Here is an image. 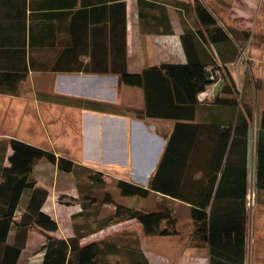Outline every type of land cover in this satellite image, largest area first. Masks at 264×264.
Listing matches in <instances>:
<instances>
[{"label": "crops", "instance_id": "crops-1", "mask_svg": "<svg viewBox=\"0 0 264 264\" xmlns=\"http://www.w3.org/2000/svg\"><path fill=\"white\" fill-rule=\"evenodd\" d=\"M194 1L0 0V114H14L8 126L17 129L30 122L16 115L33 111L45 124L46 149L148 187L174 125L188 123L181 133L186 157L170 175L179 181V191L205 204L152 191L140 198L151 200L148 210L172 212L178 234L148 236L129 219L109 224L105 236H78L80 243L122 242L106 256H120L123 264L137 259L146 264H243L245 230V264L247 258L250 264H264V50L248 36L240 46L247 29L233 26L234 39L207 6L225 0H198L227 34L221 39V32L214 31L218 40L212 42ZM184 33L207 66L223 65L220 82L212 90L207 87L210 96L187 109L185 119L147 116L143 89L119 83L115 71L124 67L140 73L163 63H186ZM240 48L250 56L234 67ZM213 96L217 100L211 101ZM154 111L173 110L159 105ZM250 192L256 202L249 224L236 215ZM194 207L207 214L208 240L193 236ZM22 209L20 205L16 219ZM41 210L48 213L46 200ZM29 232L17 264H42L38 248L23 256Z\"/></svg>", "mask_w": 264, "mask_h": 264}, {"label": "trees", "instance_id": "trees-1", "mask_svg": "<svg viewBox=\"0 0 264 264\" xmlns=\"http://www.w3.org/2000/svg\"><path fill=\"white\" fill-rule=\"evenodd\" d=\"M193 8L202 26L210 32L212 42L218 40L213 36L214 31L221 32V39L227 37L203 3L195 0ZM225 30L235 39L233 26L225 28ZM247 35L245 33L244 40L238 42L240 46L245 43ZM182 43L187 54V61L184 64L163 63L147 67L140 73H128L124 67L115 71L118 74L119 83L143 89L144 113L147 116L185 119L187 109H191L199 103L197 95L211 83L205 69L207 64L203 58L199 57L198 52L193 50V45L188 42L187 33L182 35ZM261 48L264 50V24ZM215 100L217 98L213 96L211 101ZM159 105L169 107L173 111L155 112V108ZM248 116H251L250 112H248ZM187 125L186 122H177L174 125L171 137L148 187L121 178L115 180V187L122 197L145 198L152 191L191 204L200 206L205 204L201 198L200 201L195 202L191 196L179 191V181L170 175L175 165L179 164L178 161L186 157L185 141L181 138V133L185 131ZM261 154V149H259L260 174ZM41 159L55 165L57 170L65 173H72L77 167V164L72 160L57 156L49 149L16 138H10L8 144L2 148L0 154V264H17L21 250L25 245L27 233L33 225L45 234L54 232L58 228L57 222L48 213L41 210L42 204L48 197V191L37 186L36 181L31 177L35 163ZM104 201L113 204L112 218L115 221L133 219L140 224L145 235L167 236L178 233L177 220L169 210L152 211L116 203L109 194L104 195ZM243 204L244 207L237 212L236 218L247 221L246 194L243 195ZM20 205L23 206V209L16 219L15 214ZM190 214L194 223L193 236L200 240H208L212 233L205 234L204 231L207 219L205 210L194 207L191 208ZM10 230H13L11 241L8 240ZM110 237L113 238V236ZM116 245L122 247V243L113 239L80 243L76 237L62 238L47 235L45 242L40 247L43 252L42 264H101L102 255L116 251ZM245 254L246 230L244 232L243 264H245ZM127 264H146V262L137 259Z\"/></svg>", "mask_w": 264, "mask_h": 264}, {"label": "rangeland", "instance_id": "rangeland-1", "mask_svg": "<svg viewBox=\"0 0 264 264\" xmlns=\"http://www.w3.org/2000/svg\"><path fill=\"white\" fill-rule=\"evenodd\" d=\"M207 6L223 27L245 28L247 30L244 32L248 34V37H251L252 43L256 45L261 43L264 0H225L222 3L210 2L207 3ZM248 56H250L248 50L240 48L237 54L238 63H244V59H247ZM13 116V113L0 114V124H3V127L0 128V154L2 148L7 145L8 137L11 136L29 144L45 149L49 148L46 141V127L40 122L38 114L29 111V114L16 115L19 119H30V122L26 121L22 122L21 125L19 124L17 129L8 126ZM68 154H70L69 151ZM72 157L73 159L77 158L76 156ZM73 162L77 164V167L72 173L61 172L57 170L55 165L44 159L35 163L31 177L36 181L37 186L44 187L48 191L46 211L57 222L58 228L54 232L45 234L33 225L30 232L28 231V246L23 254L24 257L34 249L38 248L37 250L41 251L40 247L45 242L47 235L62 238H68L69 235H72L70 237L77 239L78 236L83 235L86 240L105 236L107 228L110 227L108 225L117 222L112 218L113 204L104 201L106 194H109L116 203H123L135 208L146 209L145 206L150 204L151 200L144 202L138 197H122L115 187V180L120 179L117 178L120 175L117 171L98 173L94 168L95 166L90 165L91 162H87L89 167L81 166L78 161ZM248 195V202L253 201L247 207V222L250 224V213L256 202V194L248 193ZM180 216H185L184 212L181 211ZM101 223H103L102 230H97ZM119 254L121 253L119 252ZM247 259V264H250L249 258ZM30 260L33 258L26 259L25 262ZM100 262L101 264H123L120 256L107 257L106 254L102 255Z\"/></svg>", "mask_w": 264, "mask_h": 264}, {"label": "built area", "instance_id": "built-area-1", "mask_svg": "<svg viewBox=\"0 0 264 264\" xmlns=\"http://www.w3.org/2000/svg\"><path fill=\"white\" fill-rule=\"evenodd\" d=\"M237 63H238V60L236 61L235 64H233V66L236 67ZM222 67L223 65L221 63H217L215 65L206 66L205 68L206 72L208 73V78L211 80V83L208 85V88L210 87L211 90L214 89L215 86L220 82ZM209 96H210V93L208 92V89L206 88L204 91L200 92L197 95V99L199 102H204ZM248 198H249V195H247V198H246V208L248 207V205L250 206V204L253 202V201L248 202Z\"/></svg>", "mask_w": 264, "mask_h": 264}]
</instances>
